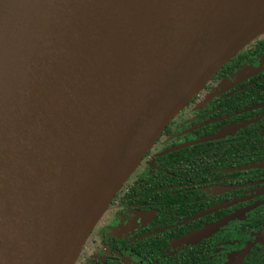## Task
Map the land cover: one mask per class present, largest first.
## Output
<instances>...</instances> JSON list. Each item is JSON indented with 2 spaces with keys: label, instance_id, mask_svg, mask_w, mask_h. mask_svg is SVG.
<instances>
[{
  "label": "water",
  "instance_id": "obj_1",
  "mask_svg": "<svg viewBox=\"0 0 264 264\" xmlns=\"http://www.w3.org/2000/svg\"><path fill=\"white\" fill-rule=\"evenodd\" d=\"M263 36L264 0H0V264H74L169 122Z\"/></svg>",
  "mask_w": 264,
  "mask_h": 264
},
{
  "label": "flooded vegetation",
  "instance_id": "obj_2",
  "mask_svg": "<svg viewBox=\"0 0 264 264\" xmlns=\"http://www.w3.org/2000/svg\"><path fill=\"white\" fill-rule=\"evenodd\" d=\"M229 68L169 122L74 264H264V42Z\"/></svg>",
  "mask_w": 264,
  "mask_h": 264
},
{
  "label": "trees",
  "instance_id": "obj_3",
  "mask_svg": "<svg viewBox=\"0 0 264 264\" xmlns=\"http://www.w3.org/2000/svg\"><path fill=\"white\" fill-rule=\"evenodd\" d=\"M256 41H259V42H261V41H263L264 42V36L263 37H260V38H258V39H255L254 41H252V42H250V43H248L239 53H237L235 56H234V58H232L230 61H228L226 64H224L223 66H222V68L217 72V74L219 73H221V72H229V71H231V69L229 68L232 64H233V62L235 61V60H237L239 57H240V55H242L243 53H244V50L249 46V44H251V43H254V42H256ZM214 77V76H213ZM212 82V78L210 79V81L207 83V85H209L210 83ZM262 86H264V84L262 85ZM205 87V86H204ZM244 92V91H243ZM233 101V103L235 104V106H237L238 105V101L237 100H232Z\"/></svg>",
  "mask_w": 264,
  "mask_h": 264
},
{
  "label": "rangeland",
  "instance_id": "obj_4",
  "mask_svg": "<svg viewBox=\"0 0 264 264\" xmlns=\"http://www.w3.org/2000/svg\"><path fill=\"white\" fill-rule=\"evenodd\" d=\"M131 176H132V175H131ZM106 211H108V208H107ZM105 216H106V214L104 213L103 216H102L101 218L103 219ZM95 227H96V226H95Z\"/></svg>",
  "mask_w": 264,
  "mask_h": 264
}]
</instances>
